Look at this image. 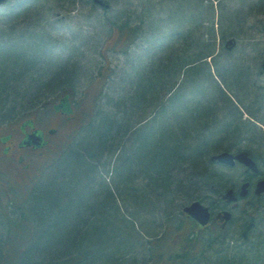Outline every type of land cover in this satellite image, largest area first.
<instances>
[{
  "label": "trees",
  "instance_id": "16d2710c",
  "mask_svg": "<svg viewBox=\"0 0 264 264\" xmlns=\"http://www.w3.org/2000/svg\"><path fill=\"white\" fill-rule=\"evenodd\" d=\"M46 1L49 0L9 1L0 7V118L9 102L13 109L16 105L24 109L26 103L32 104L40 98L36 97L39 93L53 90L61 84L68 87L67 94L72 97L76 108L74 87L71 80L68 81L75 76V71L70 68L74 53L63 58L64 51H56L57 43L49 34L52 22L42 12ZM117 1L103 0L102 6L110 12L106 17L110 27L107 39L113 47L121 45L124 67L118 73L113 68L107 74L102 71L103 68L96 73V76L104 78L102 80L107 88L104 92L102 88L99 93L104 99L102 103L95 104L87 123L78 128L77 132L83 131L80 141L71 150L62 153L63 160L36 190L31 208H27V200L37 187L32 185L19 195L16 185L4 182L0 173V235L2 229L7 233L6 241L2 243L0 240V264L126 263L130 257L138 259L143 256L145 241L139 234H144L140 228L150 222H144V219L154 218V210L161 203L158 201L162 195H178L172 185H177L179 191L185 188L183 185L187 179L193 183V188L202 185L206 194L198 199H209V196L221 195L228 188L236 187L221 184V179L210 181L207 178L211 176L208 169L202 171L199 166L203 155L208 157L209 150L220 148L223 144L221 138L214 137L212 126L209 127L207 121H201L205 114L210 116L212 110L218 115L220 108L218 102L195 101L193 90L196 85L199 88V82L207 84L224 103V118L212 116L215 124L218 120H226L230 114L237 116L235 124L224 121L220 130L229 134L221 136L233 135L234 131L245 128L253 133L251 140L255 142L254 136L259 137L258 132L264 131V92L257 96V89L258 92L248 103L242 104L243 98L238 99V105L249 116L241 120L240 109L232 107L227 97L235 91L219 90V85L227 84L223 82L226 77L223 72L231 67L222 72L217 68L213 73V65L207 61L211 56L215 67L218 65L215 61L219 49L215 17H212V13L216 12L213 3L185 7L200 20L190 22L191 19H187L186 29L176 22L172 25L171 17L169 21L161 22L168 19L173 8L178 9L177 5L171 10L161 9L167 16L159 19V23L164 25L159 34L153 26L155 20H150L154 12L157 13L155 5L149 7L142 3L139 8L124 4L115 8L113 6ZM74 4L75 0H65L64 8L68 10ZM239 7L235 17L237 23L244 22L250 14L243 10L242 5ZM175 12L177 10L174 15ZM202 13L207 15L203 21ZM244 14L247 15L241 17ZM146 21L148 24L144 28ZM140 39L148 45L161 40L154 55L145 51L147 60H143L140 54ZM226 57L230 56L226 54ZM231 63V66L236 64L234 61ZM243 73L240 78L244 79L238 80V87L245 84L247 76ZM217 81L221 83L218 85ZM185 89L193 94L190 102L184 98ZM246 91L249 89L243 92ZM152 94L157 104L153 107L152 119L148 120L143 109L149 104ZM62 95L48 109L39 100V106L29 112L6 110L8 112L1 118H4L2 123L19 122L45 109L56 115L55 105ZM74 122H79L77 115ZM199 141L211 147L193 148L194 143ZM247 152L258 163L257 173L264 174L261 169L264 158L255 155L252 150ZM184 159L195 164V167H188L189 172L181 167ZM205 162L208 164V160ZM199 178H204V182ZM44 184L49 189H45ZM123 187H128L129 193H123ZM258 199L250 197L247 203L251 207L248 216L254 222L248 247L243 249L238 245L232 249L230 244H221L215 251L221 257L211 263L205 260L207 264H231L232 261L236 262L234 264H264V233L257 230L256 221V217L264 218V205L261 206ZM162 203L166 207L169 201ZM123 208L125 214L122 213ZM169 209L157 210L162 217H169L173 215ZM12 213H17V216ZM185 222V218L183 222L178 220L174 226L177 231L162 236L170 238L168 250L175 252L176 248L179 249L164 259L168 264H175V261L180 264L181 259L184 262L191 259L189 256L195 246L192 234L195 224L187 220L190 227L187 231ZM234 241L237 244L238 241Z\"/></svg>",
  "mask_w": 264,
  "mask_h": 264
},
{
  "label": "rangeland",
  "instance_id": "374dc122",
  "mask_svg": "<svg viewBox=\"0 0 264 264\" xmlns=\"http://www.w3.org/2000/svg\"><path fill=\"white\" fill-rule=\"evenodd\" d=\"M11 2L15 3L17 2V0H11ZM20 2H24V0H20ZM187 2H190L191 4L189 5L187 4ZM64 3L65 0L46 1L43 4L42 12H44L45 17L50 18L49 20H51L52 22L50 26L51 32L49 31V34L51 38H53V40L57 43L56 51L62 49V51H64L63 58L68 57L74 53L72 57V60H74V62L72 63V66L70 68L75 71V76L74 79H69L68 81L71 80V83L74 87L73 89L76 99V115L79 117V121L81 123H87V118L92 113L95 104L97 102L102 103V101L104 100L99 96L101 89L103 88L104 92L107 88V84L104 83V80H102L104 78H100L98 75L96 76V73L99 69L102 68L104 69H102V71L105 74H107L106 72H109L108 70H111L112 68L116 71V73L120 72L124 67L125 57L122 53V50H120L121 45L116 44L115 47H113L112 42H109L107 39V34L109 33L110 27L109 21H107L106 17L109 16V11L104 9L101 4L95 2L94 0H75V4L68 10H66L67 7L64 8ZM142 3L143 6L146 5L149 7H154L153 5H155V10L157 11V13L154 12V16L152 15L150 20H155L153 26L155 27L156 32L159 34H161L164 30V25L163 23H159L161 21L159 19H163L167 16L162 12L161 9L166 8L171 10L172 6L177 5L178 9H175L177 10V12H175L176 14H173L175 11L173 8V12L169 13L167 17L168 19L161 22L165 23L171 19L173 21L171 22L172 25H174V23L176 22L177 24L181 25L182 28L186 29V23L188 22L187 19H191L190 22L194 19H199L192 14V10H186L185 7L191 6L192 4L206 6L210 3L214 4L215 7L213 8L216 9V12L214 11V13H212V17H215L216 22L214 24V28L216 30V40L218 43L219 52L218 57L215 59V61H217L218 65H216L217 67H215V63L211 56L207 58V61L210 62L211 65H213L211 67L213 73H215V69L217 68L222 72L224 71V69H227V67H231L229 71L227 69L223 72L226 73V77L225 80L222 81H226L227 84L223 83L220 86V81H217V84L220 87V91H235L234 94L227 95V97L229 96L228 98L233 104L232 107H237L238 109H240L242 117L241 120L246 118L248 119V114L240 108V105H238L237 101L239 98H243L242 104L248 103L252 101L254 93L258 92V90L259 92L257 96H259L260 93L264 92V69L262 67V62L264 61V0H118L116 4L114 3L113 7L119 8L123 7L124 4H132V7L137 6L140 8ZM240 5H242L243 10L246 9L250 12V14L246 17V20L244 22L237 23L235 17H237V9L240 8ZM50 8L52 9L48 11ZM245 15L247 14L241 15V17ZM202 16L203 19L201 21L207 18V15H205L204 13H202ZM169 17L171 18L169 19ZM145 24L146 25H144V28L148 24L147 21ZM175 27H178V25ZM221 32L223 34V37ZM160 41L154 43L152 41L151 44L148 45L146 41L142 42L140 39V54L143 60H147V53L151 52L154 55V50L157 48L156 45H159ZM222 50H225V52H223ZM156 52L157 50L155 51V53ZM226 54L230 57H226ZM233 61L236 64L231 66L230 64H232L231 62ZM116 73H114L113 76H115ZM228 73H231L232 75H227ZM241 73H243V76H247V81H244L245 84H242V87H238L240 85L238 80L244 79V77L240 78ZM232 76L233 78H231ZM233 79L234 82L232 81ZM198 84H200L199 88H196L198 86L196 85L195 89L193 90L195 101H197V103H200L202 101L211 103L218 102V109L220 108V112L218 115H216L217 111L212 110L211 115L209 116L208 114H205L201 121H207L208 126H212L211 131L214 132V137L221 138V142L223 143L220 148L209 150L208 154H206L208 155V157H206L205 155L202 156V162H200L199 164L201 170L203 171L205 170V168L208 169L211 176L209 175V177L207 178L210 179V181L221 179L220 183H225V185H227L228 187L232 185L237 186L247 175L252 177L253 183L258 178L264 176V174L252 173L241 164H237L233 167L224 166L215 162L212 157L219 151L227 149L233 152H237L239 150H252L255 155L264 158V131L261 133L258 132L257 136L259 137L254 136V138L256 139L255 142H252L251 140V138H253V133L245 128L243 131H234L233 135H227L226 137L221 136L225 133L229 134V132L220 130V128H223L224 121H229L228 123L235 124V122L237 121V116H233L230 114L227 116L226 120H218V122L215 124V122H213L214 117L212 116L216 115V117H218L219 119L224 116L225 112L222 111L224 103H222L223 101L219 96H216V94L211 91L210 87H208L207 84L205 85L200 82ZM166 86L168 87L167 83ZM67 89L68 87H66V84H61L53 90L39 93L36 96L40 97L37 101H43V105L45 107L47 106L46 109H48L51 107L54 100H56V98L64 93ZM245 89H249V91L243 92ZM215 90L216 93L220 94L218 89ZM225 94L227 93L225 92ZM184 96L185 100L187 102H190L193 94L190 90L185 89ZM37 101L33 102L32 104L30 102L26 103L24 109L23 107H18L21 105H16L15 109H17L18 113L21 110H26L29 112L39 106V103ZM156 104L157 100L154 99V95L152 94L149 104L143 109L145 116L148 117V120L152 119V113H154L153 107ZM13 108L14 107L12 106L11 102H9V105L6 106V110H15ZM46 109L42 113L35 112L32 115L33 118L36 119L37 125L41 127L47 126L49 128L57 126V116L54 115L53 112H48ZM6 110L2 111V117L7 114L8 111ZM1 118L0 126L2 127L3 125H5V123H2L4 118ZM200 122L197 123L200 124ZM256 123L259 124L258 122ZM68 126L70 129H73L69 140L66 141L65 137L69 132L67 129V124L57 126L59 127V129L57 131V134L55 135V138L59 135L60 140L55 141L53 144H51V148L49 147L48 149H46V151L44 150L45 152H47V156L48 152L51 151L52 157L47 160V157L45 158L43 155V158H38V160H35L36 162L34 164L36 165V171L35 174H32L27 179V186L23 184V186H16V188H18L17 190L19 191V195L20 193L25 192V190H27L32 185L37 187L30 195V199L27 200V208L32 207V201L35 199L36 190L40 186L41 182H43L44 178H46L60 163L62 153L65 150H71V148L80 141L83 135V131L79 130L77 132V128H79L80 125L74 123V125L71 126V124L68 123ZM195 147H202V149H207L210 148L211 145L208 143L204 144L202 141H199L194 143L193 148ZM204 159L208 160V164H205L206 162ZM184 160L185 161L181 166L182 168L188 171L189 166L195 167V164H191L190 160L188 162H186V159ZM261 169L262 171H264V165ZM203 179L200 180L203 181ZM189 180L190 179H187L185 181L183 185V187L185 188L181 189V191L178 190L177 185H172V189H177L178 195H162V199L158 201L161 203H159V205H157L156 209L154 210V218L148 217L149 219H144V222H147L148 220L150 222H148V226L145 223L143 228H140L144 232V234H139L145 241V250L143 249V256H140L138 259L130 257L126 263L124 262L122 264H168V262L164 261V259H166L168 256L174 255L179 251V249L177 248L175 252L168 250L170 238L168 239L162 236H167V233L172 235L174 231H177L176 227L174 226H176L178 220H181V222H183L184 217L182 216V208L184 205L188 204L191 201L193 195L194 199H198V197H204L206 194L205 187L201 185V187L193 188V183H191ZM136 181L138 182L139 178L136 179ZM187 182L190 183L189 186H187ZM197 182L199 183L200 181ZM45 187L46 184H44V188ZM45 189L49 188L46 187ZM192 189L195 192H193ZM122 191L123 193H129L128 187H123ZM44 193H46V190ZM218 197L219 194H215L214 196H209V199L203 198L201 200H203L204 203L210 205L211 210L214 211L217 207ZM249 198L242 197L238 199L236 207L233 208L235 209V221L230 225H226L224 229L219 230V228L213 227V225L204 230L197 228L198 230L195 232V234H193V243L195 244V246H193L192 253L189 256L191 257V259L186 261V264H207L206 261H209V263L214 262V259L221 257L215 252L217 249L219 250L221 244H230L232 249H236L233 247H236L238 245L243 249L248 247V242L251 241V238L246 242H243L242 239H240V229L242 228L244 220L248 216V211L251 208L247 204ZM259 198L260 199H258V201H260L261 206L264 205V195ZM163 201L165 204L166 201H169L168 206L164 207L162 205ZM163 208H170L169 210L173 212V215L169 217H166L164 215L162 217L161 213L157 209L162 210ZM122 213L125 214L124 208L122 209ZM12 215L17 216V213H12ZM185 219V224H187L188 226V231L190 227L187 220L190 219H188L187 217H185ZM256 221L258 227L257 230L264 233V218L256 217ZM190 222L192 221L190 220ZM160 235L161 237H159ZM0 236L1 242L4 243L7 236V233L4 229H2V233ZM237 238L239 239V241L236 244L234 240ZM226 239L229 240L227 241ZM8 255H12V253H9ZM159 257H162V259ZM234 263L236 262L232 261L231 264ZM175 264L179 263L175 261Z\"/></svg>",
  "mask_w": 264,
  "mask_h": 264
},
{
  "label": "flooded vegetation",
  "instance_id": "af4514ba",
  "mask_svg": "<svg viewBox=\"0 0 264 264\" xmlns=\"http://www.w3.org/2000/svg\"><path fill=\"white\" fill-rule=\"evenodd\" d=\"M55 114L57 116V124H67V129H69L68 123H70L71 126L75 123V108L73 112L59 111L55 112ZM24 119L17 124H14V122H8L6 127L0 128V173L3 174L5 182L10 185L20 184L22 179H25L27 175L32 173L34 169L33 165L36 162L35 160H38V158L44 154L42 153V150L50 146L54 134L57 131V129H55L56 127L49 128L47 126H42L40 128L36 124L30 126L29 124L23 123L26 121ZM29 123H31V121ZM33 133L40 138L41 146L38 148H34V145L30 144L29 135H32ZM235 206L236 204L233 205L221 200L219 206L216 207V214H214L208 227L213 225V227L222 230L226 225H230L234 222L235 209L233 208ZM224 209H229L231 212V217L227 223H223L222 220L217 218V214ZM183 216L188 217L185 214ZM249 221L250 217H247L246 223ZM244 228L245 225L243 224L240 229V235ZM252 230L253 228L249 230L247 238L250 237ZM180 234L181 231L179 230L178 237H180ZM235 240L239 241L238 238ZM242 241L246 242L247 239H242ZM180 264H186V262L181 259Z\"/></svg>",
  "mask_w": 264,
  "mask_h": 264
},
{
  "label": "water",
  "instance_id": "95a60500",
  "mask_svg": "<svg viewBox=\"0 0 264 264\" xmlns=\"http://www.w3.org/2000/svg\"><path fill=\"white\" fill-rule=\"evenodd\" d=\"M95 2L103 5L102 0H94ZM7 2V0H0V5L4 4ZM264 67V63H263ZM37 138V137H36ZM31 142H33L35 145H39V142H35L34 138H30ZM213 159H216L218 162L225 163L228 165H233L235 163V160L239 161L240 163L244 164L247 166L248 169L252 171L257 170V165L256 162L248 155L247 152H240L236 155H233L229 151H222L212 157ZM249 181H245L241 184L240 191H239V196L244 197L248 194L249 191ZM264 193V178L259 179L258 181L255 182L254 184V194L260 195ZM224 197L227 198L229 201L235 200L236 196L233 193V189H228ZM188 215L193 217L196 221H198L200 224L204 225L207 223L209 219V212L208 208L202 205L199 201H193L186 205L183 209ZM230 217L229 212H224L223 219L228 220ZM251 223L246 227V229L243 232V235L246 237L247 231L251 227Z\"/></svg>",
  "mask_w": 264,
  "mask_h": 264
},
{
  "label": "bare ground",
  "instance_id": "6f19581e",
  "mask_svg": "<svg viewBox=\"0 0 264 264\" xmlns=\"http://www.w3.org/2000/svg\"><path fill=\"white\" fill-rule=\"evenodd\" d=\"M260 178H264V176L260 177Z\"/></svg>",
  "mask_w": 264,
  "mask_h": 264
}]
</instances>
